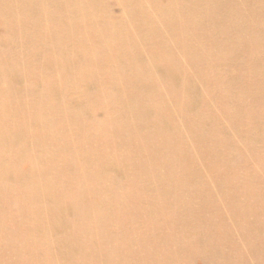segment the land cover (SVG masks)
Returning a JSON list of instances; mask_svg holds the SVG:
<instances>
[{"label":"bare ground","instance_id":"bare-ground-1","mask_svg":"<svg viewBox=\"0 0 264 264\" xmlns=\"http://www.w3.org/2000/svg\"><path fill=\"white\" fill-rule=\"evenodd\" d=\"M24 1L19 7L14 0L17 11L9 15L1 2L0 264H185L206 231L194 224L197 200L188 194L190 185H151L145 192L128 185L129 177L141 182L139 166L164 144L155 135L176 130L152 106L167 103L164 91L186 99L173 109L195 115L200 97L178 55L188 63L201 57L211 72L208 86L218 87L245 51L249 73L264 80V64L254 52L264 51V0ZM205 37L228 42L208 48ZM210 53L218 62L206 61ZM142 97L150 105H139ZM129 126L147 131L126 146L136 155L111 153L120 149L109 148L118 143L114 129ZM180 126L193 131L188 121ZM148 141L154 143L150 152ZM56 164L60 168L53 170ZM124 168L127 193L94 184ZM110 218L119 225L105 235L99 225ZM156 231L165 234L153 239Z\"/></svg>","mask_w":264,"mask_h":264},{"label":"rangeland","instance_id":"rangeland-1","mask_svg":"<svg viewBox=\"0 0 264 264\" xmlns=\"http://www.w3.org/2000/svg\"><path fill=\"white\" fill-rule=\"evenodd\" d=\"M2 1L8 6L4 10L7 15L17 11L12 6L14 0H0V15L3 12L1 11ZM24 2V0H16L19 7ZM4 30L6 29H0V31ZM55 30L51 29L49 32ZM218 32L216 31L214 35ZM166 35V32L162 31L161 36L165 38ZM197 37L199 38L198 35L194 37V41ZM249 37L251 39V31ZM205 40L208 48L212 47L211 43L224 45L228 42L216 37H205ZM3 46V39L0 38V49ZM172 49L176 50L177 47L173 45ZM254 52H257L259 60L264 64V51L257 49ZM247 54L245 51L237 54V62L225 72L226 76L222 80V85L218 87L208 86L211 72L207 70L208 65L201 57L188 63L183 55H178L179 67L182 68L183 64L187 66V82L196 88L194 92L200 97L195 115L189 116V108H185L184 112L173 109L176 102L186 99L177 95L175 101L168 91H164L162 100L167 103H156L152 106L165 120L168 117L176 130L168 131L169 133L166 132L167 130H161L159 135H155L156 142L159 139L164 144L157 147L144 165L139 166L136 174L141 172L145 178L140 182L135 174L129 177L131 183L128 185H141L145 192L150 190L151 185L159 187L171 185L174 189V186L190 185L188 194L190 196L195 194L197 200L198 212L193 215L194 224H197L202 232L206 231L201 247L192 251L185 264H264V92H262L264 80L257 74L249 73L250 61L246 59ZM185 58L188 57L185 56ZM204 58L214 63L218 56L210 53ZM51 59L54 60L53 57ZM140 70L145 69L140 67ZM21 81L24 82L22 78ZM16 86L21 84L17 82ZM94 90L93 87L91 91ZM155 91L160 94L163 89L158 87ZM149 100L148 97H142L138 104L150 105ZM181 115L188 116L182 120ZM153 116L156 119L155 113ZM187 121L193 128L191 133L181 129L180 125ZM56 128L59 130L58 125ZM148 130H150L149 127ZM146 133L147 131L138 130L133 126L114 129L118 143L111 144L109 148L117 145L120 149H111V153L117 151L119 156L134 157L136 152L133 149L135 148L126 146L145 137ZM202 135L207 136V142L202 141L201 144L198 138ZM148 142L151 143L148 147L150 152L154 149V143ZM176 155L181 158H176ZM105 156L104 153L103 157ZM58 168H60L58 164L52 166L53 170ZM20 170L24 169L20 168ZM191 171L192 180L188 182ZM126 173L127 169L124 168L120 176L106 175L103 178L100 177L99 180L102 179L100 181L95 179L94 184L100 188L103 186L104 191L112 188L113 193L116 186V190L123 195L128 192L126 187H121V185H127L121 178ZM53 180L54 183L58 181L54 177ZM66 190H71V186H67ZM80 194L78 193L81 197ZM118 201H121V197ZM202 206L205 207L204 211L200 210ZM105 210L103 213L110 215L111 212ZM134 213L138 214L136 210ZM77 216H79V207L75 208L73 220ZM3 219L10 220L9 214L5 213ZM103 224L99 226L105 235L109 231L116 230L119 225L117 219L111 218ZM209 226L213 227L207 230ZM72 230L74 234L80 233L76 224ZM160 234L165 233L156 231L150 235L155 239ZM79 241L83 239L80 238ZM210 243L215 244V247L208 248L207 245ZM234 256H239V260Z\"/></svg>","mask_w":264,"mask_h":264}]
</instances>
